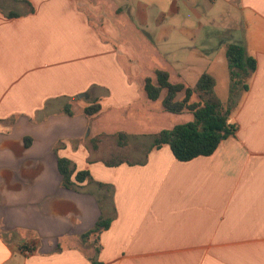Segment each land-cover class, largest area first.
Instances as JSON below:
<instances>
[{
	"label": "crops",
	"instance_id": "0c3cea01",
	"mask_svg": "<svg viewBox=\"0 0 264 264\" xmlns=\"http://www.w3.org/2000/svg\"><path fill=\"white\" fill-rule=\"evenodd\" d=\"M29 1L24 15L0 10V264H264V0H224L222 15L232 9L241 24L234 42L257 62L230 115L236 134L208 156L181 161L164 144L143 164L114 166L73 142L90 128L114 133L101 128L103 114L132 107L155 71L142 75L101 0ZM223 47L205 70L216 87L230 83L219 75L228 68ZM176 77L186 83L183 69ZM80 94L87 101L77 111ZM96 98L102 109L88 118L83 108ZM66 103L74 115L61 112ZM58 156L110 188H67ZM102 214L110 226L84 241Z\"/></svg>",
	"mask_w": 264,
	"mask_h": 264
},
{
	"label": "rangeland",
	"instance_id": "374dc122",
	"mask_svg": "<svg viewBox=\"0 0 264 264\" xmlns=\"http://www.w3.org/2000/svg\"><path fill=\"white\" fill-rule=\"evenodd\" d=\"M101 1L108 8L109 18L117 22L122 34L126 37L123 41L133 44L137 55L136 64L142 69L143 76L154 75L157 68H162L172 73L171 81L179 82L176 73L182 72L183 69L186 84H194L198 76L207 69V66L209 67L210 61L222 56L223 43L227 45L241 36V24L235 11L229 9L222 15L224 0H217L214 10H212V0ZM233 2L238 4V0ZM3 3L9 9L18 11L28 9L27 5L20 1L3 0ZM175 4L179 7L178 12L173 11ZM210 10L215 18L213 22L207 21L212 17L208 15ZM181 60L184 63L180 62ZM188 69H192V72L188 73ZM217 70L218 68L216 72ZM219 75L221 77L225 75L223 78H228V68L226 70L220 68ZM128 77L129 80L135 81L130 74ZM229 85L219 81L216 87L218 95L224 101L228 99ZM182 96L183 92L178 95L179 98ZM161 97L156 101L148 99L142 87L139 99L132 107L111 109L103 114L104 118L100 120L101 128L114 133L96 134V131L90 128L87 136L75 140L74 145L83 142L91 159L119 157L131 160L142 159L151 141L150 133H157L161 129L171 128L193 119L192 113L188 111L183 113L166 111ZM198 99L199 96L195 94L192 100ZM73 101H76L73 109L79 111L80 103L87 100L83 96ZM92 125L94 126V122ZM122 129L133 136L130 137L127 146L120 148L117 147L118 132L115 131ZM138 144L141 146L140 149ZM116 148H118L117 151Z\"/></svg>",
	"mask_w": 264,
	"mask_h": 264
},
{
	"label": "trees",
	"instance_id": "16d2710c",
	"mask_svg": "<svg viewBox=\"0 0 264 264\" xmlns=\"http://www.w3.org/2000/svg\"><path fill=\"white\" fill-rule=\"evenodd\" d=\"M15 1L25 3L28 9L24 12L9 9L4 6L3 0H0V10L7 17H17L34 10L29 0ZM225 55L230 76L229 94L226 101L218 95L216 78L209 72L204 71L194 85H187L184 82L171 81L168 70L157 68L154 76H146L144 79V90L147 97L156 101L165 92L161 101L166 111L172 113L188 111L192 113L193 119L176 124L171 128L161 129L157 133H150L151 141L145 149L144 157L140 160H131L125 157L101 159L108 166L118 165L122 162L143 164L152 149L160 148L164 144H168L174 156L181 161L214 153L222 140L236 134L238 126L230 121V115L237 107L242 93L248 90L249 80L257 67L256 59L248 53L246 46L242 43H227ZM182 92L183 96L179 98L178 95ZM195 94L199 96L198 100H192ZM75 97L77 96L71 98ZM101 109L102 105L96 98L89 101L88 105L83 108V113L88 118H93L98 115ZM61 112L74 115L72 104L66 103ZM103 134L105 133H101V135ZM131 136L133 135L125 131H119L117 147L127 146ZM137 137L139 136L137 135ZM30 140L29 137L25 138L26 145L30 144ZM64 145L63 142H58L54 146V151L57 153ZM138 147V149L141 148L140 145ZM89 162L92 160L90 159ZM58 169L62 174V183L67 188L78 190L85 182L97 183L100 188H110V184L95 180L89 169H78L74 161L66 156H58ZM98 201L101 202V197H98ZM111 220V217L102 214L95 226L82 234V239L86 241L92 234H95V241L98 242L100 233L110 226ZM92 262L93 264H101L95 257H92Z\"/></svg>",
	"mask_w": 264,
	"mask_h": 264
},
{
	"label": "water",
	"instance_id": "95a60500",
	"mask_svg": "<svg viewBox=\"0 0 264 264\" xmlns=\"http://www.w3.org/2000/svg\"><path fill=\"white\" fill-rule=\"evenodd\" d=\"M81 96H87V94H80Z\"/></svg>",
	"mask_w": 264,
	"mask_h": 264
}]
</instances>
